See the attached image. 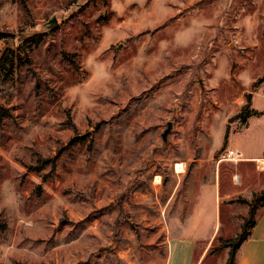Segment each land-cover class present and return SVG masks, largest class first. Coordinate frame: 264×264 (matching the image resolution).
Wrapping results in <instances>:
<instances>
[{"label": "rangeland", "instance_id": "obj_1", "mask_svg": "<svg viewBox=\"0 0 264 264\" xmlns=\"http://www.w3.org/2000/svg\"><path fill=\"white\" fill-rule=\"evenodd\" d=\"M8 46L0 264H166L169 238L225 264L264 213V159L216 161L264 158V0H0Z\"/></svg>", "mask_w": 264, "mask_h": 264}, {"label": "crops", "instance_id": "obj_2", "mask_svg": "<svg viewBox=\"0 0 264 264\" xmlns=\"http://www.w3.org/2000/svg\"><path fill=\"white\" fill-rule=\"evenodd\" d=\"M232 150L239 153L242 158V151L238 150L235 147ZM261 157L262 155L244 156L243 159H240L237 162H249V161H255L257 159H264ZM217 164L215 170L214 186L216 188V195H218L217 207L220 210L223 200H225L229 196L227 197L220 196L219 185H218L219 179L217 181V177H216ZM263 218H264V213H261L259 218L256 217V222L254 227L251 229L250 236L241 245L240 249L237 252V258L235 264H262V262L264 261V230L261 231L260 238L256 237V231L260 226V221L264 220ZM168 241H169V249L166 256V264H193L194 249L196 243L195 239L169 238ZM171 242L174 243L171 244Z\"/></svg>", "mask_w": 264, "mask_h": 264}, {"label": "trees", "instance_id": "obj_3", "mask_svg": "<svg viewBox=\"0 0 264 264\" xmlns=\"http://www.w3.org/2000/svg\"><path fill=\"white\" fill-rule=\"evenodd\" d=\"M40 42H41L40 36L35 34L32 36L25 37L23 39H18L17 40L18 45H14V46H16L18 52L19 51L21 52V50H23V48L21 47H24L28 44L29 45L34 44L35 46H37ZM15 52L16 50H14L9 46L3 50V52L0 54V70H5L6 68H9L10 65L12 66L14 64V60L18 57L14 54ZM249 115H250L249 105L246 104L243 105V107L238 111V113L234 115L233 119L237 120L239 122L240 128H242L245 127L246 120ZM1 116H3V112L0 109V117ZM35 169H39V168L35 167ZM256 196L257 194L253 193V197ZM261 197L263 198L262 201H264V192L261 195ZM249 216L250 217H248V220L250 218V221L248 222L247 220L241 224L240 232L235 237L228 240L220 241L222 247L229 248V252L225 264H235L238 250L240 249L241 245L250 236V232L255 225L256 218L252 217L253 216L252 210H249Z\"/></svg>", "mask_w": 264, "mask_h": 264}, {"label": "built area", "instance_id": "obj_4", "mask_svg": "<svg viewBox=\"0 0 264 264\" xmlns=\"http://www.w3.org/2000/svg\"><path fill=\"white\" fill-rule=\"evenodd\" d=\"M241 159V155L232 149H228L227 152H222L217 157V163L221 161H239Z\"/></svg>", "mask_w": 264, "mask_h": 264}, {"label": "water", "instance_id": "obj_5", "mask_svg": "<svg viewBox=\"0 0 264 264\" xmlns=\"http://www.w3.org/2000/svg\"><path fill=\"white\" fill-rule=\"evenodd\" d=\"M248 99H250V95L248 96ZM171 128H172V122H168V123H167V127L165 128V130H164L163 133L161 134V138H162L163 141L166 140L167 135H168V133L170 132Z\"/></svg>", "mask_w": 264, "mask_h": 264}, {"label": "bare ground", "instance_id": "obj_6", "mask_svg": "<svg viewBox=\"0 0 264 264\" xmlns=\"http://www.w3.org/2000/svg\"><path fill=\"white\" fill-rule=\"evenodd\" d=\"M182 170H183V164H181V163H178V164H176L175 165V171L176 172H182Z\"/></svg>", "mask_w": 264, "mask_h": 264}]
</instances>
